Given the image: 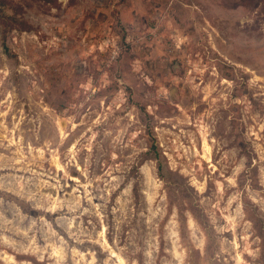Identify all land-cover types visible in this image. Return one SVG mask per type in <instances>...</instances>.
Listing matches in <instances>:
<instances>
[{
	"label": "rangeland",
	"instance_id": "374dc122",
	"mask_svg": "<svg viewBox=\"0 0 264 264\" xmlns=\"http://www.w3.org/2000/svg\"><path fill=\"white\" fill-rule=\"evenodd\" d=\"M0 264H264V0H3Z\"/></svg>",
	"mask_w": 264,
	"mask_h": 264
},
{
	"label": "trees",
	"instance_id": "16d2710c",
	"mask_svg": "<svg viewBox=\"0 0 264 264\" xmlns=\"http://www.w3.org/2000/svg\"><path fill=\"white\" fill-rule=\"evenodd\" d=\"M3 3H4V1L0 0V18H4V15H5L4 12H5L6 8H4L5 5Z\"/></svg>",
	"mask_w": 264,
	"mask_h": 264
}]
</instances>
